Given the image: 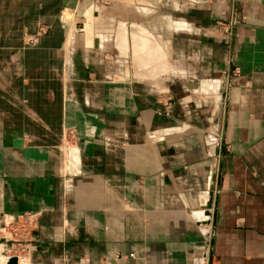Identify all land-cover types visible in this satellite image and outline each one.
<instances>
[{
    "label": "crops",
    "instance_id": "obj_1",
    "mask_svg": "<svg viewBox=\"0 0 264 264\" xmlns=\"http://www.w3.org/2000/svg\"><path fill=\"white\" fill-rule=\"evenodd\" d=\"M26 211L31 264H207L211 232L264 264V0H0V224Z\"/></svg>",
    "mask_w": 264,
    "mask_h": 264
},
{
    "label": "built area",
    "instance_id": "obj_2",
    "mask_svg": "<svg viewBox=\"0 0 264 264\" xmlns=\"http://www.w3.org/2000/svg\"><path fill=\"white\" fill-rule=\"evenodd\" d=\"M48 27L40 25L39 34L46 33ZM31 41H28L29 43ZM39 225V213L26 211L18 215L15 219L4 220L0 224V258L1 255L6 260L16 259V263L27 264L28 257L33 251V233ZM212 236V232H211ZM211 236L207 239L206 248L208 255L206 263L209 264Z\"/></svg>",
    "mask_w": 264,
    "mask_h": 264
},
{
    "label": "water",
    "instance_id": "obj_3",
    "mask_svg": "<svg viewBox=\"0 0 264 264\" xmlns=\"http://www.w3.org/2000/svg\"><path fill=\"white\" fill-rule=\"evenodd\" d=\"M135 24H128V26L129 27H135L134 26ZM76 27H78V25L76 26ZM79 27H80V25H79ZM216 178H217V174L215 173L213 176H212V179H211V185H210V192H209V199H208V202H207V204H206V207L204 208L205 210V213H206V210L208 209V208H210L211 207V205L213 204V207H214V204H215V200H214V191H215V182H216ZM208 213V212H207ZM9 264H17L16 263V259L15 258H13V259H11L10 261H9Z\"/></svg>",
    "mask_w": 264,
    "mask_h": 264
},
{
    "label": "rangeland",
    "instance_id": "obj_4",
    "mask_svg": "<svg viewBox=\"0 0 264 264\" xmlns=\"http://www.w3.org/2000/svg\"><path fill=\"white\" fill-rule=\"evenodd\" d=\"M66 15V14H65ZM64 15V16H65ZM76 19H80V17L79 16H73L72 18H71V21L73 20V21H75ZM71 24H72V26H71ZM66 26H67V28L68 27H74V29H76V28H78L79 27V25H78V27H76L77 25L75 24H73V22L72 23H69V22H66ZM81 26V25H80ZM80 28V27H79ZM31 254H32V252H31ZM31 254L29 255V257H28V262H27V264H31ZM2 256V255H1ZM1 260H2V262H4V263H7V260H4L3 259V257H1ZM19 264H22V263H19Z\"/></svg>",
    "mask_w": 264,
    "mask_h": 264
},
{
    "label": "bare ground",
    "instance_id": "obj_5",
    "mask_svg": "<svg viewBox=\"0 0 264 264\" xmlns=\"http://www.w3.org/2000/svg\"><path fill=\"white\" fill-rule=\"evenodd\" d=\"M212 205H213V204H212ZM212 205H211V207H212ZM211 207H210V208H211ZM210 208H208L207 210H209ZM207 210H206V211H207ZM207 214L209 215L210 213H207ZM2 257H3V256H2ZM3 259L6 260L7 258H6V259L3 258ZM9 261H10V260H7V263H6V264H9Z\"/></svg>",
    "mask_w": 264,
    "mask_h": 264
}]
</instances>
